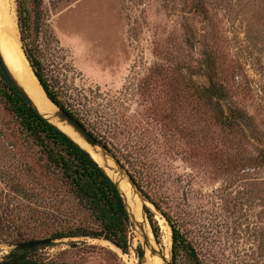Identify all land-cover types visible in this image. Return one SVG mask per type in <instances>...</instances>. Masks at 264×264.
Masks as SVG:
<instances>
[{"label":"rangeland","instance_id":"obj_1","mask_svg":"<svg viewBox=\"0 0 264 264\" xmlns=\"http://www.w3.org/2000/svg\"><path fill=\"white\" fill-rule=\"evenodd\" d=\"M41 13L26 44L50 84L84 93L110 115L109 142L135 146L145 158L149 187L138 192L178 219L199 263L264 264V0H42ZM214 76L225 90L221 109L197 93ZM142 85L155 101L140 97ZM1 88L0 81V264L15 245L52 238V202L75 204ZM231 115L241 119L228 127ZM144 199L140 223L128 210L127 253L104 240L63 239L27 257L191 264L182 248L173 259L169 226Z\"/></svg>","mask_w":264,"mask_h":264},{"label":"trees","instance_id":"obj_2","mask_svg":"<svg viewBox=\"0 0 264 264\" xmlns=\"http://www.w3.org/2000/svg\"><path fill=\"white\" fill-rule=\"evenodd\" d=\"M15 2L22 49L45 95L58 107L76 118L99 140L102 146L118 159L120 164L128 170L138 189L143 191L145 187H149L146 183L149 172L144 156L139 154L135 146L128 147V149L125 145L118 149L109 142V134L114 127L110 115L99 109L100 106H95V102L88 99L84 93L71 94L68 90L51 85L32 47L26 44L33 16L37 15L40 18L42 15V0H15ZM0 81L5 107L25 135L45 155L48 165L62 180L70 197L75 202V204L67 205H62L60 202L51 203L48 216L56 224L51 239L104 240L121 252L127 253L130 247L132 226L124 201L113 180L85 150L26 104L7 84L1 73ZM143 85L140 87V97L145 101H155L151 94L146 92L145 85ZM197 93L205 101L213 103L219 109L225 101V90L222 84L215 81V76L214 81L210 80L207 87L197 88ZM79 106L83 110H80ZM82 111L94 118L92 125H87L82 121V116H84ZM238 119H241L239 115H231L223 121L228 127H231ZM142 193L155 209L161 212L157 202L147 192ZM149 193L151 192L149 191ZM147 213L152 233L154 237H157L158 226L153 220L152 214ZM161 214L171 230L173 259H175L176 250L182 248L188 253L191 264H200L194 250L181 232L178 219L165 212H161ZM34 250L35 248L12 251L1 264H54L30 260L27 255ZM138 254L140 257L143 255L140 247Z\"/></svg>","mask_w":264,"mask_h":264},{"label":"bare ground","instance_id":"obj_3","mask_svg":"<svg viewBox=\"0 0 264 264\" xmlns=\"http://www.w3.org/2000/svg\"><path fill=\"white\" fill-rule=\"evenodd\" d=\"M0 54L12 76L27 92L28 96L32 100L33 106L43 117L49 120L74 142L85 149L92 156V158L104 168L108 176L117 184L130 214L135 217L137 222H139L137 205H139L140 211L143 215L142 206L144 203L137 195L134 194V190L127 182L126 178L122 177L119 173L110 170L111 166H113L110 159L102 158L98 149H94L86 145L70 127L58 121L56 108L47 100L46 95L37 78L33 74V71L21 48L12 0H0ZM144 230H146L145 226ZM151 264L163 263L155 261Z\"/></svg>","mask_w":264,"mask_h":264},{"label":"water","instance_id":"obj_4","mask_svg":"<svg viewBox=\"0 0 264 264\" xmlns=\"http://www.w3.org/2000/svg\"><path fill=\"white\" fill-rule=\"evenodd\" d=\"M0 73L3 76L4 80L7 82V84L12 88V90L26 103L28 104L31 108H33L36 112H38V110L33 106L32 104V100L30 99V97L28 96L27 92L25 91V89L19 85V83L16 81V79L12 76V74L10 73V71L8 70V68L6 67L2 56L0 54ZM47 100L56 108V115H57V119L59 122L66 124L68 127H70L72 129V131L74 133H76L82 140L83 142L88 145L91 148L94 149H98L99 150V154L102 158H108L110 159V161L113 163L114 167V172L119 173L122 177L126 178L127 182L130 184V186L133 188L134 190V194L137 195L139 197V199L144 203L145 199L144 197L138 192L135 183L133 182V180L131 179L130 175L128 174L127 171H125V168L120 164V162L118 161V159H116L104 146L101 145V143L99 142V140H97L92 133L85 127L83 126L76 118H74L72 115L68 114L65 110L61 109L60 107H58L55 103H53L51 100L48 99V97L46 96ZM39 113V112H38ZM40 114V113H39ZM41 115V114H40ZM42 116V115H41ZM43 117V116H42ZM47 122H49L50 124H52L49 120H47L45 117H43ZM53 126H55L54 124H52ZM56 127V126H55ZM57 128V127H56ZM58 129V128H57ZM60 130V129H58ZM61 131V130H60ZM62 132V131H61ZM63 133V132H62ZM65 134V133H64ZM66 135V134H65ZM69 137V136H68ZM70 138V137H69ZM71 139V138H70ZM72 140V139H71ZM73 141V140H72ZM76 143V142H75ZM77 144V143H76ZM78 145V144H77ZM80 148H82L80 145H78ZM83 149V148H82ZM85 150V149H83ZM86 151V150H85ZM87 152V151H86ZM88 153V152H87ZM89 154V153H88ZM90 155V154H89ZM91 156V155H90ZM92 158V156H91ZM93 159V158H92ZM94 160V159H93ZM95 161V160H94ZM96 162V161H95ZM97 163V162H96ZM100 166V165H99ZM103 170L104 168L102 166H100ZM110 168V170H111ZM105 171V170H104ZM108 175V174H107ZM114 182V181H113ZM116 188L117 184L114 182ZM119 191V189H118ZM120 193V191H119ZM125 207L127 209L125 200L122 196V194L120 193ZM147 204L153 206L149 201H147ZM154 207V206H153ZM155 208V207H154ZM128 212V209H127ZM170 229V228H169ZM171 232V230H170ZM172 239V238H171ZM54 240L52 239H41V240H34V241H30V242H26V243H21V244H17L14 246V250L16 251H22V250H29V249H33V248H37V247H41V246H49L50 244H52ZM172 241V240H171Z\"/></svg>","mask_w":264,"mask_h":264}]
</instances>
